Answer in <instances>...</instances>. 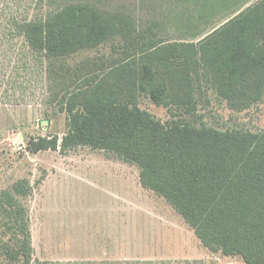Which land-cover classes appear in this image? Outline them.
<instances>
[{
  "label": "trees",
  "instance_id": "1",
  "mask_svg": "<svg viewBox=\"0 0 264 264\" xmlns=\"http://www.w3.org/2000/svg\"><path fill=\"white\" fill-rule=\"evenodd\" d=\"M241 4L190 34L166 39L146 23L91 2L67 4L37 20H5L41 64L47 106L67 131L29 142L32 154L88 147L138 168L143 189L161 196L211 253L264 264V131L219 130L189 118L207 83L230 107L255 104L264 90V0ZM1 25V24H0ZM1 29V28H0ZM109 49L108 54L100 52ZM167 110L162 122L140 98ZM201 119V117H199ZM28 180L2 194L15 226V259L31 264Z\"/></svg>",
  "mask_w": 264,
  "mask_h": 264
},
{
  "label": "rangeland",
  "instance_id": "2",
  "mask_svg": "<svg viewBox=\"0 0 264 264\" xmlns=\"http://www.w3.org/2000/svg\"><path fill=\"white\" fill-rule=\"evenodd\" d=\"M255 1L0 0V264H20L14 257L19 233L2 204V194L20 180H28L31 187L26 205L31 264H245L239 256H223L203 247L161 196L140 186L135 164L88 147L71 149L65 157L50 151L30 153L32 139L62 138L66 114L46 105L41 64L20 37L7 40L2 23L12 18L37 20L64 5L91 2L143 23L157 20L167 40H188L208 22ZM100 52L108 54L109 49ZM194 96L197 112L189 120L196 126L264 131V90L255 104L243 110L230 107L207 83ZM139 107L163 123L170 119L166 109L147 98H140ZM18 146L24 151L18 152ZM93 151L115 163L92 157Z\"/></svg>",
  "mask_w": 264,
  "mask_h": 264
},
{
  "label": "crops",
  "instance_id": "3",
  "mask_svg": "<svg viewBox=\"0 0 264 264\" xmlns=\"http://www.w3.org/2000/svg\"><path fill=\"white\" fill-rule=\"evenodd\" d=\"M69 151H71V150H67L66 152H60V149H57L56 151H50V153L51 154H56V155H59V157H65L66 155H70L69 153ZM104 152V151H103ZM97 152H91V155H94V156H92V157H100V158H102L105 162H108V163H115V161L114 160H112V159H110V158H108L107 156H105V155H103V154H96ZM105 153H108V152H105ZM48 155H50V154H48ZM88 154H84L83 156H85V157H88L87 156ZM90 155V156H91ZM95 155H99V156H95ZM110 155V154H109ZM80 156H82V155H79V156H76V157H74V159L75 158H78V157H80ZM66 171V170H65ZM46 180V178L41 182V187L43 186V182Z\"/></svg>",
  "mask_w": 264,
  "mask_h": 264
},
{
  "label": "built area",
  "instance_id": "4",
  "mask_svg": "<svg viewBox=\"0 0 264 264\" xmlns=\"http://www.w3.org/2000/svg\"><path fill=\"white\" fill-rule=\"evenodd\" d=\"M17 151H18V152H23V151H24V150H23V147L18 146V147H17Z\"/></svg>",
  "mask_w": 264,
  "mask_h": 264
}]
</instances>
